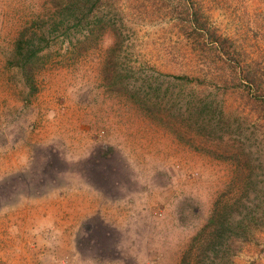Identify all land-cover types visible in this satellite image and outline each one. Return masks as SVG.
Instances as JSON below:
<instances>
[{
  "label": "rangeland",
  "instance_id": "rangeland-1",
  "mask_svg": "<svg viewBox=\"0 0 264 264\" xmlns=\"http://www.w3.org/2000/svg\"><path fill=\"white\" fill-rule=\"evenodd\" d=\"M0 264H264V0H0Z\"/></svg>",
  "mask_w": 264,
  "mask_h": 264
},
{
  "label": "trees",
  "instance_id": "trees-1",
  "mask_svg": "<svg viewBox=\"0 0 264 264\" xmlns=\"http://www.w3.org/2000/svg\"><path fill=\"white\" fill-rule=\"evenodd\" d=\"M119 42H117V44H118ZM119 46V45H118ZM214 220V219H213Z\"/></svg>",
  "mask_w": 264,
  "mask_h": 264
}]
</instances>
